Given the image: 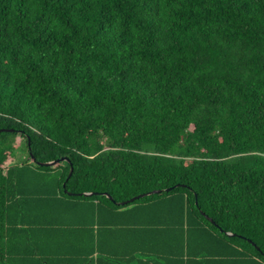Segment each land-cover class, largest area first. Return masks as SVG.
I'll use <instances>...</instances> for the list:
<instances>
[{"label":"trees","instance_id":"trees-1","mask_svg":"<svg viewBox=\"0 0 264 264\" xmlns=\"http://www.w3.org/2000/svg\"><path fill=\"white\" fill-rule=\"evenodd\" d=\"M1 129L0 264H264V0H0Z\"/></svg>","mask_w":264,"mask_h":264},{"label":"water","instance_id":"water-1","mask_svg":"<svg viewBox=\"0 0 264 264\" xmlns=\"http://www.w3.org/2000/svg\"><path fill=\"white\" fill-rule=\"evenodd\" d=\"M11 130H0V132H10ZM31 161H33V158L31 159ZM59 161H67L65 158H62L61 160H58V161H53V162H47V163H38L39 166H43V167H52V166H55L57 163H59ZM71 175V170H70V173H69V176ZM68 176V177H69ZM64 187V185H63ZM170 189H167L166 191H169ZM66 192V191H65ZM159 193V191H152L150 193H147V194H143V195H139L137 197H134V198H131L130 200L126 201V202H123V203H120L121 206H124L128 203H132L133 201L137 200V199H140V198H143L145 196H149V195H153V194H157ZM68 195H72V194H68ZM85 196H89L91 194H84ZM107 198L109 200H112L111 197L107 196Z\"/></svg>","mask_w":264,"mask_h":264},{"label":"rangeland","instance_id":"rangeland-1","mask_svg":"<svg viewBox=\"0 0 264 264\" xmlns=\"http://www.w3.org/2000/svg\"><path fill=\"white\" fill-rule=\"evenodd\" d=\"M17 140H19V139H17Z\"/></svg>","mask_w":264,"mask_h":264}]
</instances>
